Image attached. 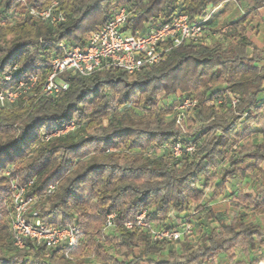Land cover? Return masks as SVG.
Here are the masks:
<instances>
[{
  "label": "trees",
  "instance_id": "trees-1",
  "mask_svg": "<svg viewBox=\"0 0 264 264\" xmlns=\"http://www.w3.org/2000/svg\"><path fill=\"white\" fill-rule=\"evenodd\" d=\"M53 1L0 0V90L38 76L37 85L16 102L0 104V211L10 201L11 176L23 184L33 181L27 195L38 197L43 221L77 224L81 238L70 256L64 246H31L23 249L24 259L85 264L93 252L99 264H209L221 253L232 262L237 248L247 254L264 250V226L250 219V213L264 215V36L252 24L264 8L260 0H235L245 2L247 13L230 23L227 45L210 43L205 35L197 43L172 47L163 62L134 73L115 66L89 76L67 71L61 78L69 88L45 96L42 84L52 58L61 53L58 44L85 47L117 7H127L125 30L133 32L159 27L176 13L205 21L206 29L208 16L228 0H57L67 18L57 25L30 14V8L44 9ZM184 61L200 70L194 81L148 86ZM16 63L13 79L7 80ZM108 81L135 88L110 99L101 87ZM193 89H200L202 98L180 124L176 107L196 96ZM47 116L60 118L41 119ZM72 122L73 130L52 135ZM139 125L155 128L137 130ZM177 144L183 148L180 156L173 153ZM190 146L192 151L186 149ZM224 163L228 167L217 176ZM236 177L249 178L254 191H226ZM52 183L55 191L43 196ZM216 200H228L237 210L229 222L213 211ZM143 211L165 227L193 223L194 240L155 242L148 231L128 230L125 223ZM203 212L216 218L217 226L211 227ZM111 213L115 226L96 240ZM107 237L108 247L101 243ZM21 250L14 245L8 216L0 219V260L9 264ZM261 260L264 252L251 264Z\"/></svg>",
  "mask_w": 264,
  "mask_h": 264
},
{
  "label": "built area",
  "instance_id": "built-area-1",
  "mask_svg": "<svg viewBox=\"0 0 264 264\" xmlns=\"http://www.w3.org/2000/svg\"><path fill=\"white\" fill-rule=\"evenodd\" d=\"M59 1L55 0L44 9L30 8V14L52 25H57L67 18L58 10ZM129 11L126 6L117 7L111 15L88 36L85 47L77 43L67 45L60 42L59 55L52 58V70L42 84V93L52 96L69 88V83L61 78L64 72L89 76L110 66L125 69L134 73L145 65H156L164 61L166 54L172 47L183 44L197 43L205 36V21L192 22L185 13H176L171 20L154 26L146 31L125 30ZM18 64H13L7 71L5 78L12 80ZM38 76L30 74L22 79L18 86L9 91L0 90V104L16 102L22 95L37 85ZM158 100L162 99L159 95ZM198 102V97H186L177 107L178 123L182 124L187 112ZM238 98L233 99V104ZM76 127L72 122L64 129L52 135L65 134ZM52 135H46L49 139ZM192 151L193 147H187ZM182 145L174 147V155L180 156ZM7 175L11 176L10 172ZM28 184H23L17 177H10V229L14 245L19 249L29 248H57L64 246L67 256H70L81 238V229L74 223L46 224L41 217V208L38 206L37 196H28ZM57 183L50 184L43 192V196L55 191ZM115 213L109 214L104 222L103 235L115 226ZM125 227L133 231L141 229L148 231L155 242H179L189 240L195 234L193 223L185 222L178 227H165L153 222L147 212L139 213L134 220L127 221ZM105 237V236H104ZM257 264H264V260Z\"/></svg>",
  "mask_w": 264,
  "mask_h": 264
},
{
  "label": "rangeland",
  "instance_id": "rangeland-1",
  "mask_svg": "<svg viewBox=\"0 0 264 264\" xmlns=\"http://www.w3.org/2000/svg\"><path fill=\"white\" fill-rule=\"evenodd\" d=\"M261 32L264 31L263 26L261 25ZM263 32H262V36H263ZM209 42V41H208ZM229 42L228 38L226 39V41L224 42L225 45H227ZM214 43V42H211ZM264 56V53H263ZM193 93L196 94V96L199 98H202L201 95V91L200 89H193L192 90ZM255 136V135H254ZM114 150V149H113ZM115 151V150H114ZM228 164L224 163L223 165H220L219 168L216 170V174L217 176H219L222 172L223 169L227 168ZM252 182L249 178H245V179H240L238 177L236 178H231L229 180V182L227 183L226 186V191L228 192H238V191H243V192H253L254 188L252 187ZM8 204V205H7ZM10 201L8 200L6 203H3V208L0 211V219L1 220H7V216L9 218V213H8V207H9ZM213 211L216 212V214L222 218L223 220H225L226 222H229L235 213H237V210L234 209L230 203H228V201H219L216 200L215 202H213ZM203 219L205 221H207L210 226H217V221L216 218H211L209 216V214L207 212H203ZM250 219L255 222V223H259L262 226H264V215H255L253 213H250ZM105 220V219H104ZM153 222H157V220H152ZM100 224V223H99ZM100 230L99 232L94 236L95 239H99L100 236L101 238L104 239L103 235L104 231V222L103 224H100ZM84 238V237H83ZM194 238V237H193ZM108 237L103 241H101L102 244L106 245L108 247L109 243L107 241ZM262 252H264V250H260L258 254H261ZM255 252L250 251L248 254L246 252H244L242 249L237 248L235 250V259L232 262L228 261V257L225 256L224 253L219 254V256H217V258L214 261H210L209 264H251V261L253 259L257 258V255ZM73 257H78V253L77 254H73ZM154 258V257H153ZM27 261L29 262V264H32L33 260L32 258H28ZM99 257L96 253H90V256L86 257L85 259V264H99ZM35 264H46L45 262V258H41L39 259L37 262L35 261ZM147 264V263H145Z\"/></svg>",
  "mask_w": 264,
  "mask_h": 264
},
{
  "label": "clouds",
  "instance_id": "clouds-1",
  "mask_svg": "<svg viewBox=\"0 0 264 264\" xmlns=\"http://www.w3.org/2000/svg\"><path fill=\"white\" fill-rule=\"evenodd\" d=\"M253 3H256V0H252ZM260 3L264 5V0H260ZM262 15H264V8L261 10ZM2 55V54H0ZM188 61H184L179 63L177 66L171 68L168 72L164 73L162 76L156 77L155 81L148 82V86L156 87V88H162V87H168L169 85H174L176 81L183 82V83H190L196 79L200 75V70L193 67H186L185 65L188 64ZM207 71V70H206ZM225 72L231 71L230 68L225 67L223 69ZM171 78H174L171 79ZM105 92L108 93V96L110 99H115L118 93H122L126 90L133 89L135 86L131 84H126L124 81H108L105 85L101 86ZM58 116H47V117H41V119H59ZM155 128L154 125L152 126H145V125H139L137 126V130L139 128ZM189 131V130H186ZM127 206V202L125 204ZM26 250H21V254L18 256H15L11 259L9 264H29L27 260L24 259V252ZM0 264H5V261L0 260Z\"/></svg>",
  "mask_w": 264,
  "mask_h": 264
},
{
  "label": "crops",
  "instance_id": "crops-1",
  "mask_svg": "<svg viewBox=\"0 0 264 264\" xmlns=\"http://www.w3.org/2000/svg\"><path fill=\"white\" fill-rule=\"evenodd\" d=\"M247 13L245 2L239 3L235 0H228L219 5L208 16L207 28L205 29V35L207 41L211 42H224L226 41V34L231 29L230 23L234 20L244 16ZM253 26H257L258 31L262 36L261 25L264 28V15L260 12V15L254 17L252 21ZM218 30V33H212L211 30ZM208 33V34H207ZM264 36V35H263ZM262 36V37H263ZM232 193V192H230ZM220 201V200H219ZM228 201V200H225ZM213 206V203H212ZM189 240H194L193 237Z\"/></svg>",
  "mask_w": 264,
  "mask_h": 264
}]
</instances>
